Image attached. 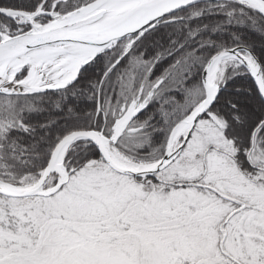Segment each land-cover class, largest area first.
I'll return each mask as SVG.
<instances>
[{"label": "snow or ice", "instance_id": "6c2138e0", "mask_svg": "<svg viewBox=\"0 0 264 264\" xmlns=\"http://www.w3.org/2000/svg\"><path fill=\"white\" fill-rule=\"evenodd\" d=\"M0 264H264V0H0Z\"/></svg>", "mask_w": 264, "mask_h": 264}]
</instances>
